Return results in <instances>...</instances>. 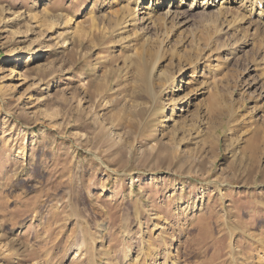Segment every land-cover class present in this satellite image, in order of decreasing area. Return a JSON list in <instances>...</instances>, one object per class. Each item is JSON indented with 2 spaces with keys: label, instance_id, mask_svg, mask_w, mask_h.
<instances>
[{
  "label": "rangeland",
  "instance_id": "374dc122",
  "mask_svg": "<svg viewBox=\"0 0 264 264\" xmlns=\"http://www.w3.org/2000/svg\"><path fill=\"white\" fill-rule=\"evenodd\" d=\"M33 1L0 0V264H264V29Z\"/></svg>",
  "mask_w": 264,
  "mask_h": 264
},
{
  "label": "bare ground",
  "instance_id": "6f19581e",
  "mask_svg": "<svg viewBox=\"0 0 264 264\" xmlns=\"http://www.w3.org/2000/svg\"><path fill=\"white\" fill-rule=\"evenodd\" d=\"M40 1L42 0H34L33 4L31 5V9H36L40 5ZM123 1L124 3L119 5V8L115 13L117 20L116 23L118 22V24H120L121 22H123L124 23L123 26H130L133 23L137 22L140 24L142 23L143 28L156 25V23L157 24L171 23L173 26L177 25L178 27H184L190 24V22L193 19V16L194 17L197 16L198 18L201 19L203 25L208 27L207 29L209 28L214 29L215 35H218L219 37L222 38L223 44L219 45L216 48V50L218 51H224L225 49H227L226 47H224L225 46L224 43L226 41L230 46L233 45L235 46L238 43H243L245 41L247 42V35L243 34L242 36L241 34V36L237 37L236 34H230V30L235 31V28L238 26L237 24L242 25L241 26L242 28L244 27L243 25L247 24L246 25L247 28H251L252 32L254 31L253 33H258V30L260 28L264 29V0H123ZM87 4H89L88 1L86 2L85 5ZM16 13H19V10L16 11ZM37 13H38L37 11L34 12L32 16L34 15L36 16ZM39 16L43 20V22L40 25L43 26L44 29L46 30H49L54 26H57L58 24V21L56 19H53L52 16H48L45 12L43 14L39 13ZM94 18L95 17H91L90 20H93ZM83 31L84 29L79 27V23H77L75 25V32L82 34ZM139 56L141 57V55ZM140 57L138 60H140ZM105 77L106 76L103 75V78ZM182 83L185 84V82L181 80V84ZM176 110H177V106L174 111L167 114L168 118H166L165 121L169 119H172V121H174L175 117L177 116V114L175 113ZM178 241H179L178 238L173 239L172 246L170 248L175 249V245H177Z\"/></svg>",
  "mask_w": 264,
  "mask_h": 264
}]
</instances>
